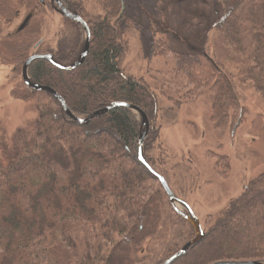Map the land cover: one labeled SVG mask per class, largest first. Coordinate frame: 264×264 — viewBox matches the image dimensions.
Segmentation results:
<instances>
[{"label": "trees", "instance_id": "obj_1", "mask_svg": "<svg viewBox=\"0 0 264 264\" xmlns=\"http://www.w3.org/2000/svg\"><path fill=\"white\" fill-rule=\"evenodd\" d=\"M123 1L103 0L104 15L95 16L83 0H60L90 28L89 53L74 71L37 60L28 75L33 83L54 89L76 118L85 119L112 103L141 108L151 125L143 152L152 167L147 153L158 139L159 103L147 81L124 68L125 35L139 25ZM2 2L3 16L12 14L5 11L9 2ZM41 3L20 0L18 6L40 10ZM219 5L213 22L216 36L209 47L212 55L203 49L182 72L193 87L190 93L211 92V121L226 130L245 113L236 80L264 97V0H220ZM66 21L75 29L74 36L47 53L68 66L79 60L86 33L80 24ZM41 33V19L29 17L2 43L17 57L21 70L44 46L36 47ZM12 95L21 101L43 99L37 120L13 134L7 166L0 165V264H143L136 252L148 238H165L176 214L166 193L155 188L154 182H159L138 161L141 117L119 107L79 123L48 92L26 87L14 89ZM223 160L219 157L218 163ZM204 232L200 242L171 264L264 263V172ZM194 237L193 232L189 241Z\"/></svg>", "mask_w": 264, "mask_h": 264}, {"label": "rangeland", "instance_id": "obj_2", "mask_svg": "<svg viewBox=\"0 0 264 264\" xmlns=\"http://www.w3.org/2000/svg\"><path fill=\"white\" fill-rule=\"evenodd\" d=\"M0 1L3 11L5 2ZM7 1L5 11L10 9L12 14L5 13L4 17L0 12V165L4 167L13 134L37 120L38 104L43 97L21 101L12 95L14 89L28 86L17 57L9 55L2 43L33 16L42 22L38 43L44 46L36 51L38 54L55 52L61 41L75 34L67 18L56 11L54 0H43L40 10L18 6L20 0ZM124 3L131 7L139 25L125 35L128 51L124 68L128 74L144 78L159 103L155 123L158 139L147 155L152 168L165 177L175 196L193 211L201 229L207 231L250 181L264 172V97L252 86L236 80L235 90L245 113L232 127L221 130L211 121V92L201 89L190 93L193 87L188 86L182 70L203 49L212 55L209 47L216 36L213 22L220 0H124ZM83 5L91 15H104L103 0H83ZM219 157H225L221 164ZM154 183L155 188L163 191ZM169 204L172 206L170 201ZM186 206L176 203L180 212L189 215ZM175 211L176 228V223L170 226V233L161 240L151 242L148 238L142 250L136 252V258L143 259V264L163 263L195 233L192 224ZM169 249L173 250L168 252Z\"/></svg>", "mask_w": 264, "mask_h": 264}, {"label": "water", "instance_id": "obj_3", "mask_svg": "<svg viewBox=\"0 0 264 264\" xmlns=\"http://www.w3.org/2000/svg\"><path fill=\"white\" fill-rule=\"evenodd\" d=\"M41 2H43V0H40ZM54 2L57 4L58 8L56 9V11L58 13H60L63 17H66L78 24H80L86 33V42H85V46H84V50L79 58V60L77 62H75L72 65H61L60 63H58L55 58L53 57L52 54L46 53V54H34L32 56H30L24 63L23 68H22V78L24 83L30 88L33 89L35 91H45L48 92L50 94H52L54 97H56L62 104L65 112L67 113V115L71 118H73L75 121L79 122V123H89L92 120H94L95 118L104 115L108 112H110L111 110L115 109V108H119V107H125L128 108L136 113H138V115L141 117L142 119V124L144 127V132L142 133L141 137H140V142H139V154H138V161L153 175V177L159 182V184L161 185L163 191L166 193L171 205L176 209V211L178 212V214L180 216H182L184 219L188 220L192 226L195 229V237L194 239H192L191 241L187 242L180 251H178L176 254L172 255L171 257H169L168 259H166L163 263L161 264H171L173 263L175 260H177L178 258L182 257L183 255H185L188 250L195 244H197L198 242H200L204 236H205V232L201 229L200 224L195 216V214L193 213V211L186 206L181 200H179L175 194L173 193L172 189L170 188L167 180L165 179V177H163L161 174H159L158 172H156L146 161L145 156H144V152H143V145L145 142V139L148 135L149 129H150V122H149V118L147 116V114L139 107L132 105V104H128V103H112L111 105H109L108 107H105L103 109H100L98 111H95L94 113H92L89 117L82 119V118H76L73 116V114L70 112V110L68 109L65 101L62 99V97L52 88L47 87V86H41L38 84L33 83L28 75V69L29 66L31 65V63H33L34 61L37 60H46L49 63H51L52 65H54L55 67H57L60 70L63 71H74L76 70L80 65L83 64V62L85 61L88 53H89V49H90V42H91V32H90V28L88 27L87 23L84 21V19L78 15H74L72 13H70L60 2V0H54ZM124 9V7H123ZM40 43H38L36 45V47L39 46ZM176 203L182 204L184 206L187 207L189 215H186L182 212H180L177 207H176ZM213 264H264L262 262H258V261H219V262H215Z\"/></svg>", "mask_w": 264, "mask_h": 264}]
</instances>
